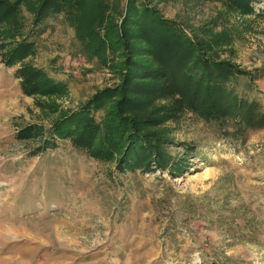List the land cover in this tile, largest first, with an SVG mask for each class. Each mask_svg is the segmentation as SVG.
Segmentation results:
<instances>
[{
	"label": "rangeland",
	"instance_id": "374dc122",
	"mask_svg": "<svg viewBox=\"0 0 264 264\" xmlns=\"http://www.w3.org/2000/svg\"><path fill=\"white\" fill-rule=\"evenodd\" d=\"M0 264H264V0H0Z\"/></svg>",
	"mask_w": 264,
	"mask_h": 264
},
{
	"label": "trees",
	"instance_id": "16d2710c",
	"mask_svg": "<svg viewBox=\"0 0 264 264\" xmlns=\"http://www.w3.org/2000/svg\"><path fill=\"white\" fill-rule=\"evenodd\" d=\"M45 4V3H44ZM42 8V7H41ZM8 63V62H7Z\"/></svg>",
	"mask_w": 264,
	"mask_h": 264
}]
</instances>
